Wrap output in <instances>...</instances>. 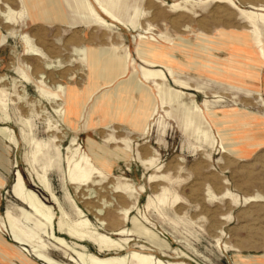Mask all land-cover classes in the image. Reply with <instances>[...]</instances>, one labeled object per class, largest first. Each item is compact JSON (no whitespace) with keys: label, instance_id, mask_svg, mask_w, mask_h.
Instances as JSON below:
<instances>
[{"label":"rangeland","instance_id":"obj_1","mask_svg":"<svg viewBox=\"0 0 264 264\" xmlns=\"http://www.w3.org/2000/svg\"><path fill=\"white\" fill-rule=\"evenodd\" d=\"M185 1L106 0L110 11L123 22L135 26L132 31L123 26L107 29L93 18L77 17L69 23L57 21L55 25V22L36 23L27 12L26 0H0V95H5L8 101L7 120L0 105V126L10 128L18 142V147H14L0 135V164H4V168L0 166V217L5 220L9 210L22 221V209L26 208L11 194L18 171L27 188L53 207L55 234L79 250L103 258L133 251L157 253L168 264H242V259L250 256L262 258L264 62L254 50L228 45L218 38L220 30L246 26L242 16L232 7L212 2L193 5L200 0H189L194 1L190 6L184 5ZM233 1L243 9L249 5L264 6V0ZM173 4L187 8L174 9ZM61 11L58 12L60 16L64 15ZM229 14L235 16L232 18ZM225 22L231 25L226 28ZM260 29L264 42V27ZM159 34L172 40L171 45L158 43L156 36ZM206 39L211 43H207ZM146 44L165 48L166 52L155 61L170 69L175 78L192 89L184 91L164 83L165 86L183 92L182 98L187 107L195 102L202 109L212 134L217 137L216 146L204 142L196 136L193 127L187 126L182 108L171 103L161 104L153 82L142 81L139 76L143 66L141 51ZM26 45L36 50L38 56L28 55ZM113 46H120L121 51L127 50L131 60L129 64H135L136 78L151 90V103H154L157 112L148 120L144 135L140 132L150 108L139 99L122 98L118 121L114 120L107 126L101 124L103 115L94 111L91 119L98 126L75 132L68 127L67 114L64 122L58 120L54 110L59 102L42 95L36 87L54 92V87L59 84L88 94L93 92V85L98 82L92 79L94 72L83 63L80 51ZM49 62L52 69L45 68ZM22 73H26L29 82L25 81ZM39 74L44 75L42 79ZM129 79L127 74L123 81ZM116 83L110 84L105 91L114 89ZM102 93L91 96L90 100L85 98L88 100L85 107L94 105L96 110V99ZM1 100L4 101L3 98ZM204 100L208 102L206 105ZM141 107L148 112L145 109L142 111ZM23 131L46 146L47 151L43 153H49L53 163L44 168V162L40 161V166L35 168L39 173H46L50 190L70 219L78 218L73 210L75 204L99 234L120 240L122 247L100 249L90 241L80 242L60 231L57 206L39 184L31 167L35 146L23 138ZM224 133L229 135L225 137ZM218 134L226 145L235 146L243 157L222 153ZM72 139L75 140L72 150L79 146L87 152V140L94 144L95 152H98L97 147L106 149L102 155L111 164L106 179H97L79 187L66 181L64 159ZM125 144L130 148L126 157L114 152L118 147L124 148ZM148 159L149 164L145 162ZM123 179L133 186L130 197L123 190L112 189L114 183H125L121 182ZM123 209H130L126 221L122 220ZM99 219L106 221V225L101 226ZM21 225L32 228L29 221L24 220ZM122 229L134 230L140 235H119ZM39 235L48 246L45 250L39 248L46 256L62 264H76L70 260V253L50 241L43 232ZM0 236V249L12 246L20 250L26 246L31 253L27 257L10 252L3 254L0 264H45L36 259L37 250L30 249L26 244H16L10 232ZM33 245L40 246L37 243ZM180 252L185 253L189 260H178Z\"/></svg>","mask_w":264,"mask_h":264},{"label":"bare ground","instance_id":"obj_2","mask_svg":"<svg viewBox=\"0 0 264 264\" xmlns=\"http://www.w3.org/2000/svg\"><path fill=\"white\" fill-rule=\"evenodd\" d=\"M27 1L31 3L32 0H27ZM105 1L106 0H70L69 8L71 12L74 14V16L67 17L65 15L60 16V14L57 11H55L54 9L55 6L53 4L51 5V0H43L44 5L47 4L48 9L50 10L52 8V11L50 10L48 12L45 10L43 13L42 19L45 23L52 24L57 21L59 23H65V22L69 23V20H73V19L77 20V17L78 18L79 17L80 18H93L97 22V24L107 29L113 30V29H117L118 28L117 26H123L126 29L128 30L131 29L133 31L135 29V26L131 24H127L123 22L120 18H118L112 11H110L107 8ZM202 1L203 0H200L199 2H194V1L192 2H194L193 5L195 6L204 5L210 2L217 3V5L225 4V6L228 5L232 7L236 12H238L240 16H242V18L244 19L246 26L245 27L241 26L243 27L241 29L220 30L218 33L219 34L218 38L228 45H235V46H240L243 48H249V49L254 50L257 57L261 61L264 62V42L262 40L261 29H260V27H264V6L249 5L247 9H243V8L238 7L237 4L233 0H204L205 2H202ZM192 2L187 0L183 4L184 5L189 4L191 6ZM250 2H252V0ZM57 4L61 6V1L57 0ZM32 6L33 8L35 7L34 4ZM172 8L174 9L184 8L185 9L187 7L186 6L182 7L181 4H173ZM213 11L215 10L213 9ZM61 12L64 13L63 11ZM226 12L230 13L229 11H226ZM157 15H158V12H157ZM179 15H182V14H179ZM162 16L164 17V15ZM230 16L233 18V16L235 15L233 16L230 15ZM35 17L36 16L34 15V18ZM176 17L182 18L183 16L182 17L176 16ZM214 19H217V18H214ZM206 22L207 21H205V23ZM200 24L203 25L202 22ZM228 24H230V22ZM228 24L227 23L225 24L227 25L226 28L229 26ZM156 37H157L156 40L158 43H161L163 45H171L172 40H170L166 35L159 34ZM142 39H144V37ZM205 41L207 43H211V41L208 39H206ZM120 48H121L120 46H113L108 49H88V50L80 51L82 53L83 63L89 69L93 70L94 72L93 73L94 77H92V79L98 82V83H94L93 87L95 88L93 92L89 94L86 93V91H76L72 88L65 87V85L61 86L59 84H56L57 86L54 87V92L47 91L43 87L36 86L38 91L42 95H47L52 100H54V102H59V104L57 105L58 107L54 110V112L58 116V120L61 122L62 121L64 122V118H66V114H67V118H68L67 120L69 121V124H70L68 127H71V129H73L75 132H78L81 130L87 131L91 128H94L97 125V123L92 122V119H91L92 113H94V111H96L97 113H100V115L101 114L103 115L102 123H101L102 126L103 125L107 126L115 122L114 120L118 121L119 117H117V114L121 115L120 113L121 104L120 103L122 101V98L123 99L125 98L135 99L136 98L146 103L149 106L147 107L146 104L145 105L143 104L144 107L146 106L147 108H150V110L148 109L149 111L148 115H146V112H145L146 118H144V121H143L144 128H142V131L140 132L142 135L145 134V126L148 120L154 117V115H156L157 109L154 103L153 102L151 103V101H153L152 100L153 96L151 94L150 88L145 86L141 82V80H138L136 78L135 64L133 62L129 64L131 62V60L129 59V53L127 52L126 49H123L121 51ZM164 52H166L165 48H160V47L150 45V44H146L143 47L141 51V54H142L141 56L143 59L142 60L143 66L141 67V71L139 73L140 78L142 79V81L144 80L145 82H153L152 86L154 87V91L158 94V98L162 105L166 103H171L175 105L176 107H178L179 109L182 108L184 110L186 119L188 121L187 126L193 127L194 133L196 134L197 137H200L204 142L212 145V147L216 146L218 144L217 137L212 134L211 129L208 125V122L205 120L202 109L195 102L192 103L191 107H187L182 98L183 92L177 91L169 87L168 85H167L168 87L165 86V84H173L184 91L192 89L188 85H186L183 81L175 78L170 69L159 65V63L155 61V59L161 56ZM26 53L30 56H38V52L30 48L28 45H26ZM45 68L52 69L53 66L49 62V64H46ZM127 74L130 75V79L123 81L124 76ZM22 75L25 81H28V82L30 81L26 73H22ZM43 76H44L43 74H39V78L42 79ZM114 82H117L114 89L105 91V89H108L109 88L108 86H111L110 84H113ZM100 92L101 93L103 92V93L99 95V97L96 99V102H97L96 110H94L95 108H93L94 105L90 108L88 107L86 108L85 104L87 103L88 100L85 98L89 99L91 96H94ZM4 97L2 96L0 97V105L2 106V109L5 112L3 116L7 120L8 115L6 114L7 112L6 103L8 101L6 100L7 98L5 99ZM1 98H3L4 101L1 100ZM204 102H205V105L208 103L205 100ZM215 102L219 103L221 101L216 100ZM141 108H142V111L143 109H145L143 107ZM145 111H147V109H145ZM137 115L139 116V114ZM141 115L143 114L141 113ZM166 115L169 116L167 112H166ZM80 121H81V124H83V125L80 124L81 126L78 125ZM0 135L5 141H8L11 145H13L14 147H18V142L15 139L14 133L11 131L10 128L6 126H3V127L0 126ZM227 135H229V133H224L225 137H227ZM23 138L27 140L29 144H33L35 146V151L33 152V158L31 161V167L35 173V176L39 184L49 193L51 197L50 200H52L54 205L57 206L58 213L60 214L59 219H58V228L60 229V231L64 232L67 236L76 238L80 242L90 241L96 246H98L100 249H103V248L112 249V248L122 247L121 246L122 243L120 240H114L111 237H107V236L99 234L93 228V225L89 222V220H87L84 217L81 209H79L75 204H73V210L78 218L76 220L70 219V216L67 213V211L64 209L62 204H60L58 198L50 190V185H49V181H48V177L46 173L45 172L39 173L37 169L35 168V166L38 165L40 161L44 162V165H42L44 168H47L48 163H53L52 159L49 158V153H45V154L43 153L44 151H47L46 146H43L37 141H35L33 136H29L28 134H25L24 131H23ZM218 139L221 141L219 144H220V149L222 150V153L230 154L233 156H239L241 158L243 157V155L240 152H238L235 146L229 147L228 145H226V143L224 142V139H222L219 134H218ZM70 145L71 146L68 148L67 150L68 153L64 159V164H65L64 175H65L66 181L69 184L79 187L81 185H87L88 183H94L97 179H99L98 181H102L106 179V177L110 174L111 164L108 158L102 155V153L106 152L105 148L97 147L98 152H95L93 150L94 144L91 143L90 140H87V145H88L87 152L83 151L79 146L75 148L74 150H72V146L75 145L74 139L71 140ZM237 145H239V143ZM128 150H130L129 145L125 144L124 148L118 147L114 150V152L117 151L119 153H122L123 157H126ZM145 162L149 164L150 159L146 160ZM3 165H4L3 163L2 165L0 164V166L4 168ZM15 177H16V180L11 188V194L16 200H18L26 208L27 211L22 209L23 210L22 211V221H20L19 218L15 217L11 213V211L7 210L5 214V220L3 219V217H0V234L4 232H10L12 240L16 244H20V245L26 244L28 247H30V249L37 250L36 259H38L39 261L44 262L45 264H62V263L52 260L50 257L46 256L43 253V251L39 249L41 248L42 250H45L46 248H48L47 244L43 242L42 238L39 235V232H43L44 235H46V237L50 241H52L54 244L64 249L65 252L70 253V260L76 264H168V263H165L160 257V255L157 253L143 254V253L133 251L125 255L108 256V257L103 258L89 251L77 249L75 246L69 244L66 241V239H64L63 237L57 236L55 234L56 215L53 210V207L43 202L35 191L27 188L25 181L23 179V176L21 175L20 172L17 171ZM122 181H124L125 183L118 182L116 185L114 183L112 189L114 191L123 190L126 193H128L129 194L128 197H130V195H133V186L126 183L127 181L124 179L121 180V182ZM151 204L155 205L153 202ZM160 204H162V202H160ZM129 213H130V209L121 210L123 221H126V219L129 216ZM24 220L32 223L31 229L30 228L27 229V227L26 228L22 227L21 224L23 223ZM99 222L101 226L106 225L105 223L106 221L99 219ZM118 234L124 235V236H132L134 234L140 235L139 232H134V230L132 231L128 229H122L120 233ZM0 239H2L1 236H0ZM33 243H37L40 246L37 247L33 245ZM3 247L0 249L1 257L3 254H10V253L16 256L22 255L23 257H27L31 254L30 250L27 249L26 246L21 247L20 250H17L16 248L12 246H10L9 249H7L6 247L4 248ZM224 247L225 249H227L225 245ZM5 248L7 250H5ZM177 255H180L178 258L176 257L178 260L179 259L189 260L188 256L183 252H180V254H177ZM177 259L175 260L177 261Z\"/></svg>","mask_w":264,"mask_h":264},{"label":"crops","instance_id":"obj_3","mask_svg":"<svg viewBox=\"0 0 264 264\" xmlns=\"http://www.w3.org/2000/svg\"><path fill=\"white\" fill-rule=\"evenodd\" d=\"M27 1V0H26ZM61 1V6L57 4V0H51V5L53 4L55 7V11L59 12L60 9H62V11L64 12V15L67 17H72L74 16V14L71 12L70 8H69V2L70 0H60ZM53 2V3H52ZM35 5V7L33 8L32 5ZM27 12L29 14V16H31L33 19H35L36 23L37 22H42L45 23L42 19L43 13L44 11H52V8L49 10L48 9V5H44L43 0H32L31 3H29L27 1ZM34 15L36 16L34 18ZM57 22H55L53 25H55ZM47 24V23H46ZM138 229V228H137ZM139 230V229H138ZM229 250H231V248L229 247ZM242 264H264V255L262 256V258H256V257H247L242 259Z\"/></svg>","mask_w":264,"mask_h":264}]
</instances>
